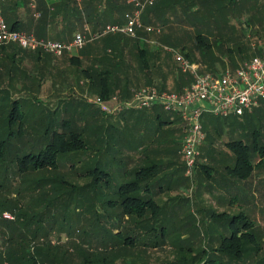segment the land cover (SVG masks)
<instances>
[{"label": "rangeland", "instance_id": "rangeland-1", "mask_svg": "<svg viewBox=\"0 0 264 264\" xmlns=\"http://www.w3.org/2000/svg\"><path fill=\"white\" fill-rule=\"evenodd\" d=\"M260 4L261 1L258 2V0H237L235 4L220 11L219 9L204 11L206 19H203V22L207 21L205 24L195 20L198 19L196 16L200 14L196 13L195 17H190L191 21L183 24L186 27L185 31H171L175 38L174 41L159 42L152 37L154 40L153 49L161 57L167 54L163 47L179 51L181 47H184V51L190 53L189 62L196 63L199 58H203V62L208 65V70L204 71L220 73L224 69L237 68L242 65V62L262 54L257 53V48L264 47V5ZM198 34L207 37L209 49L197 44ZM100 39L95 40L86 48L89 52L84 55L85 57L76 58L79 64L70 61V55L59 59L53 56L44 58V61L49 63V68L53 69L51 72L49 71V74L54 76L53 80L56 83L54 86L51 80L42 89L36 88V85L30 87L28 84L17 87L16 80H12L13 83L10 86L6 83L4 76L6 73L2 69L11 68L16 63H11L8 66L5 63L3 64L4 68L0 67V140L6 139L7 141L5 153L0 159V216L3 214L10 216V219H0V234H5L3 237L0 235V262L2 261L1 254L5 253L8 246L6 238L8 239V236L11 235L15 236L19 231H22L25 236L36 233L38 237H46L53 246L69 249L72 248V243L83 246L88 250L86 256H92L93 259L106 257L107 263L105 264H200V261L207 259H215L216 264H264V165L254 169L251 176L244 181L231 176L234 180L233 184H229V186L235 185L233 188L230 187V190L234 194L238 193L239 197L234 200L233 204L228 200L218 206V209L214 208L213 200L208 199L206 195H203L202 199H198L194 195L196 185L189 184L187 205L173 212V215L166 213L163 216L161 214V220L165 222L162 225L164 227L163 237L160 235L159 227L155 231L150 229L148 231L136 223L139 221L138 219L124 216H120L119 219L117 215L121 209L112 211L102 209L101 211V203L97 197L95 198L92 191H89L80 200L81 202L77 201V194L70 196L64 192L62 184L56 179L58 174L63 175L77 187H81L87 184L89 179L91 180L90 177H77L81 172L75 175L68 168L69 164L66 163L68 159L65 160V157L58 158L59 171L43 169L33 171L31 163L28 164L27 171H19L18 159H22L28 154L35 155L46 145V140L41 139L46 126H50V130L62 132V129H65L64 121L68 122V127L65 124L66 128L82 131L88 141V153L95 161L96 158L102 156L100 152L103 149L101 145L93 144V142L100 138L106 139V135L103 133L104 125L107 123L113 125L111 127L113 129H122L116 122H123L124 125L128 122L129 118L125 117L128 112L121 111L116 112L117 115L105 116L106 120H103L101 115L103 112L98 110L97 97L87 86L85 78L82 77L81 70L91 67L93 60L103 55V51L99 49L101 45L98 44ZM129 40L130 38H126L125 41H122L121 54L118 53V61L122 68L118 74V84L121 88L127 86L132 95L129 96V100H123L116 94L111 98H114L117 103L110 100L103 103L100 108H115L118 103L125 101L131 104L134 94L141 89L139 87L145 85L149 77L150 79L161 77L158 73L159 69L155 70L152 65H150L152 69L150 68L149 71L139 70V62L134 55L136 50L131 47L129 44L131 40ZM253 44L254 47H252ZM216 47L220 48L219 51ZM226 48H230L231 53L227 54L224 51ZM238 48H240V52H238ZM10 50V47L0 50V54ZM79 53H76L77 57L80 55ZM98 67L100 70L101 65ZM125 67L127 68L126 72L123 70ZM7 82L9 83V80ZM18 88L26 95H21L22 92L20 93ZM12 95L15 96L14 98H19L21 95L22 98L27 99L16 101L19 111L24 114L22 130L17 137H15V134L18 133L17 122L13 126H4L9 109L14 102L11 100ZM249 113L251 114L248 117L237 118L236 122L239 123H214L213 127L206 128V141L203 147L199 148L197 160L206 166V170L212 174L209 179L221 180L218 174L226 176V172L234 166L232 158L227 156L233 154L225 147L224 140L231 142L234 137H237L236 139L247 141V144H250L255 138L259 145H264V107L252 109ZM107 118H112L115 123L112 124V120L107 121ZM159 124L160 121L156 114L150 113L141 126L153 127V130L159 128L161 129L160 136H164L166 124L161 123L160 126ZM253 131L257 134L254 138L251 135ZM13 132L14 135H9ZM109 144H116L115 147L118 149V152L116 154L112 152V155L121 156L120 141H113ZM96 148L98 151L92 150ZM109 152L111 153V151ZM112 155L109 156L110 160H112ZM171 158L168 157L160 162H173ZM86 159L88 158L86 157ZM106 159V163L109 164L108 156ZM251 159L252 164L258 160L256 155H253ZM176 161L180 163L183 159L181 156L176 157ZM113 162L115 163L111 164L109 168L114 171L116 163L119 161L113 159ZM194 178L202 179L205 194L213 190L211 185L208 187V178L199 166L195 170ZM51 179L56 180L51 181ZM211 182L213 184V181ZM111 187L113 186L111 185ZM101 190H103L102 187L99 192H102ZM100 198L99 195V200ZM166 201H171L169 204H178L179 199H160L158 202L160 206H163ZM91 206L93 209H90L92 211L89 212L88 208ZM222 212L228 214L227 218L238 217L240 214L245 216V219H237L235 228L240 231L237 235L239 240H236L230 249H227L226 245L221 249L219 242L215 243L218 241L217 237L225 238L233 232L229 228L222 231L221 227L224 225L221 223L224 222L222 218H211L214 213ZM97 214L101 218L99 220L101 225L96 223L92 226V232L89 226ZM24 220L26 224L23 223ZM204 222L209 225H204ZM214 223H216L215 226L212 225ZM227 223H229L228 219ZM245 224L248 225L244 228ZM108 230L120 234L118 241L114 242V246L103 245L104 235H111ZM143 231L145 234H142ZM243 231L247 233H243ZM137 232H141V234L136 235ZM126 238H129L128 242L125 241ZM154 243L157 247H153ZM36 246L31 244V250H34Z\"/></svg>", "mask_w": 264, "mask_h": 264}, {"label": "trees", "instance_id": "trees-1", "mask_svg": "<svg viewBox=\"0 0 264 264\" xmlns=\"http://www.w3.org/2000/svg\"><path fill=\"white\" fill-rule=\"evenodd\" d=\"M236 1L237 0H203V19H206L204 11L207 12V11H211L212 9H215V10L219 9L220 11L226 7L228 8L229 6L235 4ZM160 4H162V1H159L154 6L147 8L146 11L149 10L147 12L148 14H151L153 12V9L154 8L156 9V7H158V5ZM131 9L132 7L130 9L128 8V12ZM190 9L191 8L189 7L188 11ZM197 11L199 10L197 9ZM196 13H192L190 15H194ZM4 18L6 21L5 16ZM144 21H145V18L143 17L142 22ZM206 22L207 21L205 20L203 24H205ZM6 23L11 29L19 31L14 23H10L9 21H6ZM138 36H139L138 39H130L132 42L129 40L130 41L129 44L134 50H136L134 55L136 56V59L139 62L138 63L139 70H147L149 68V60H148L149 51H148L147 45L145 44L143 40L144 39L143 37H146V36L144 35V33H138ZM119 37L120 36L118 35L117 36L113 35V36H105L101 38L102 40L100 39L98 44L101 45L99 49L103 51V55H101L99 58L94 59L91 67L81 70L82 77L85 78V82L87 83V86L90 88L91 91H93L97 99H99L100 102L102 103V104L99 103V105L97 106L99 107L98 110H100V112H103L101 113L103 120H106L105 116L108 117V116L117 115L116 112H120V111L129 112V111H138V110H144V109H150V108H156V109L158 108L159 110H162L163 112H165L160 106H151L150 108H144V109L137 108V107L127 108L125 106H122L126 103V101L124 103L121 102L120 105L119 106L117 105L115 108L114 107L113 108L111 107L100 108L101 105H103V103H107L108 101L113 100L111 97L115 96L116 94L119 98L123 100H129V98L131 97L130 95H132L129 92V88L127 86H124L121 88L118 84L119 83L118 74L120 73L119 71H121L122 69L118 61L119 59L118 53L121 54L120 46L122 45V41H125L126 39L125 36L124 37L121 36L120 38ZM207 43H208L207 37L202 36L200 34L197 35V44L199 46L201 47L206 46L207 49H209V47L207 46ZM90 45L91 43L87 44L86 47L80 51L84 55L88 54L89 50H86V48ZM8 47L16 48V46H6V47H0V50H5ZM216 48L218 49L216 50L219 51L220 48L219 47H216ZM180 51L184 52L183 49ZM224 51L227 54H229L231 53L232 50L230 48H226ZM184 55L186 58H189L188 54L184 53ZM69 60L72 62L74 61L77 64H79L77 59L76 58L74 59V57H71ZM98 65H101L100 70L98 69L99 68ZM123 70H125L126 72L127 68L125 67ZM201 72H210V71L203 70ZM179 73L183 75H188L180 71ZM191 82H192V77L188 81L187 85H190ZM147 84H152V83L147 82ZM157 89L161 91L168 90V91H173L177 93L182 91L180 89L171 90L170 88L163 86V85L161 86V88H157ZM247 114L248 113H245L243 116H238V118L248 117ZM23 116L24 114L23 112L19 111L16 101L12 102V105L7 114V120L4 126L5 127L13 126L17 122L18 123L17 124L18 133L15 134V137H17L20 134V130H22V123L24 121ZM206 117L222 118V117H215L213 115L206 114L201 117V123H202V120ZM111 120L112 118H107V121H111ZM159 121H160L159 126L161 125V123L162 124L165 123L163 118L159 119ZM63 123H64L63 127L65 129H62V132H56L54 130H50L51 128L50 126L45 127V129L43 130L44 134L41 139H43V141L46 140V145L42 147V149L37 154L35 155L28 154L24 156L22 159H18L19 164H20L18 168L19 171L21 172L27 171L29 163H31V167L33 171H38L42 169L59 171L58 163H57L58 158L65 157V160L68 159V161L66 162L67 164H69L68 168L72 170V172H74L75 175L81 172L77 177H82V178L90 177L91 180L89 179V182L87 184L81 187H77L76 185L71 184L69 180L65 179L63 175L58 174L56 179H58V181H60V183L62 184V187L65 190L64 192H67L70 196L77 194L78 195L77 201L81 202L80 200L83 199L85 195L89 193V191H92L95 194V198L97 197L98 201L101 203V206H100L101 211L102 209H104V211H107L108 209H110L109 211H112L114 209L115 210L121 209V211L117 215L118 218L120 216H124L128 218L130 217L133 219H138L139 221L136 223L139 226L146 228V230L148 231L150 228H151L150 229L151 231H155L159 227L160 235L161 237H163L164 227L162 225L164 224L160 223L159 225H156L154 224V221H152V223H148L150 220H153L156 217L160 216L159 215L160 207L157 205V203L155 202L153 198L147 197V194H146V190H147L146 184L147 183L145 182L149 179V177H151L149 176L147 168L145 169L134 168L133 170H127V168L121 165V161H122L121 156L112 155V152H115L116 154L118 152V149H116L115 147L116 144H109V143H112L113 141L119 142L120 135L125 130V127L122 126V129L120 128L113 129L111 128L113 127V125L111 124L106 123L104 125L103 133L104 135H106V139L100 138L99 140L96 139L93 142V144L102 146L103 150L102 152H100V155L102 156L100 158H96V160L93 161V159H91V156L88 153V141L86 139L85 134L82 131L78 132L73 128H66L65 126L67 125L68 127V122L63 121ZM111 123L114 124L115 122L112 120ZM116 123L120 124L121 126L120 122H116ZM207 127L209 126L203 123L202 128L204 132H206ZM184 130H185V125L182 122L181 141L184 137V132H185ZM212 130L214 129L212 128ZM12 134L14 135V132L10 133L9 135H12ZM251 135L254 138V136H256L257 134L255 131H253ZM205 138H206V133H205ZM236 138L237 137H234L233 140H231V142H228V141L225 142V145L231 150L234 156V166L231 168V170L229 169L230 171L229 173L232 174L234 178H237L240 181H244L251 176L254 169H256L257 167L261 165H264V145L262 146L259 145L256 142L255 138L250 144H247V141L243 142V140L236 139ZM181 141H180V144H181ZM6 146H7L6 139L5 140L1 139L0 140V159L3 158V155L6 150L5 149ZM92 150L98 151L97 148L92 149ZM109 151H111V153ZM110 155H112L111 157L112 160L109 159ZM253 155L254 156L256 155V157L258 158L255 164H252V161H251L252 160L251 157ZM107 156H108L109 164L106 163ZM86 157L88 159H86ZM113 159H116L117 161H119L116 163L117 166L114 171L109 168L111 164L115 163L113 162ZM198 163H199L198 160H196L194 173L191 177H187L185 175V167L183 163L184 177L188 180L191 186L196 185V187H197L198 180H196L194 176H195V170L198 166L202 169V171L204 170V174L206 175L208 179L212 177V174L208 172V170H206V166H204L201 163L199 164ZM56 179H51V181H55ZM111 185L113 187H111ZM101 187L103 190H101L102 192H99ZM46 188L48 189V185L46 186ZM99 195L101 197L100 200H99ZM111 195H114V196H111ZM188 195H189V188L186 191L187 198H188ZM90 209H93V207L91 206L88 208L89 212L92 211ZM95 211L96 213H98L97 210ZM98 215L99 214L96 215V218L94 219L92 224L89 226L90 230H92V226L96 225V223H99V220L101 218H99ZM213 217L222 218V220L224 221L226 220V222L228 219L229 223H227L226 226L227 228L231 229L233 232L231 233L230 236H227L221 239L219 243V247H221L222 249V247L226 245L225 247L227 249H230L231 245L236 243V240H239V238H237V235L240 231L239 229L235 228V225L237 224V219L238 218L245 219V216L243 214H240L238 217L227 218L228 214H226L225 212H222L219 214L214 213L213 216H211V218ZM23 223L26 224V221L24 220ZM246 225L248 224H245L244 228L246 227ZM37 230H40V229H37ZM108 231L111 232V235H104V237L102 238L103 245L107 246L109 244V246L111 245L114 246L115 243L118 241L120 234L112 233V231L110 230ZM144 232L145 231H143L142 234H145ZM243 233H247V232L243 231ZM135 234L139 235L141 234V232H137ZM0 235L1 237H3L5 234L2 233ZM6 241H7L8 246L6 247L5 253L1 254L2 261L0 262V264H98L99 262H100L99 264L107 263L106 257L101 256L102 258L98 259L97 257H95L93 259L92 256L91 257L86 256L88 250L84 248L83 246L74 245V243H72L71 249L61 247V246H53L51 245V242L47 240L46 237H42V238L38 237L36 233L32 234L31 236H25L22 231H19L15 236L13 235L8 236V239L6 238ZM125 241L128 242L129 238H126ZM31 244L37 245L34 250H31L32 248ZM153 247H157L155 246V243L153 244ZM81 257H82V260H81ZM216 262L217 261L215 259H207L204 261H200L199 263L200 264H216Z\"/></svg>", "mask_w": 264, "mask_h": 264}, {"label": "crops", "instance_id": "crops-1", "mask_svg": "<svg viewBox=\"0 0 264 264\" xmlns=\"http://www.w3.org/2000/svg\"><path fill=\"white\" fill-rule=\"evenodd\" d=\"M160 1H162V4L158 5L156 9L154 8L151 14H148L147 11L149 10H145L142 15V19L143 17L145 18L144 22L146 23L143 22L144 25L159 28L161 30V34L145 33L143 31H139L138 33H144L146 36L143 37V40L149 51L148 69H159L158 73H160L162 78L160 77L161 79H158L155 77L157 79H150L149 77L146 81L152 84H147L146 82L145 85L142 84L143 86L139 88L145 86H156L157 88H161L163 85L171 90H183L189 86L187 83L191 77L179 73L177 64L174 61L172 54L166 52L167 54L162 55V58L157 55L153 49V38L157 39L155 41L159 42L163 40L166 42L174 41L175 38L172 36L171 31H185L186 27L183 26V24L187 23V21H191L190 17H195L196 15H190L192 13H200L196 16L198 19L195 20L203 23V0ZM259 1H261L260 5H264V1L258 0V2ZM0 4L2 7V14L6 17V21L14 23L19 31L33 34L39 39L64 43L69 42L75 34L85 32V29H87V32L85 33L90 34L97 32L107 24H123V14L128 12V8L132 7L128 3V0H0ZM189 7L191 9L188 11ZM197 9L200 11H197ZM118 36L121 37L122 35ZM148 37L149 39H147ZM254 46L255 45L253 44L252 47ZM10 49L11 50L9 52L0 54V67L4 68L3 64L5 63L7 66L11 63H16V65H13L11 68L8 67L2 69L6 73L4 76L7 84H10L11 86L13 83L12 80H16L15 84L17 87L28 84L30 87H34L36 85V88L38 87L42 89V87L48 85V81L51 80L53 81L52 85H56L53 80V74H49V71L51 72L53 69L52 67L49 68V63L47 61H44V58L50 55L28 52L17 47H10ZM182 49L184 51L185 48L181 47L180 50ZM80 50H83V48ZM80 50L74 51L70 54V57L81 59L84 54ZM240 51V48H238V52ZM257 51V53L264 54V47L257 48ZM78 52H80L79 54L81 56L79 55L77 57L76 53ZM184 53L190 55L188 51H184ZM193 64L197 65L200 71L208 70V65L203 62V58H199L198 62ZM150 65H152V68ZM148 69L143 71H149ZM8 80L9 83L7 82ZM164 91L173 92L168 90ZM19 92L21 93L22 91ZM23 93L24 91L21 95L25 96L26 94ZM21 95L19 98H14L15 96L13 97L12 95L11 100L17 101L24 99L25 97L22 98ZM27 96L30 95L27 94ZM263 107L264 102H261L257 108L262 109ZM133 113L134 115H132ZM150 113H155L158 120L161 118L164 119V124H166L164 136H160V129L157 131V129L153 130V127L147 128L141 126L146 119V116ZM250 114L251 113H248L247 115L250 116ZM125 117L129 118V120L125 125L123 122L121 123V127H125V130L120 135L121 165L127 168V170H133L134 168H147L149 176L151 177H149V179L145 182L147 183L146 194L147 197L153 198L160 207V219L157 217L149 222L152 223L151 221H154V224L156 225H159L160 223L165 224V222L161 220V214H163V216H165L166 213L168 215H173V212L184 208L188 203V198L185 195L189 187V182L183 175V161H180V163L176 161V157H180L179 149L182 137V122L176 115L165 113L158 108L129 111ZM237 118V116H230L227 118L206 117L202 120V125L204 123L211 128L214 123L236 124L239 123L236 122ZM205 141L206 139L203 144ZM225 142L226 141L224 140V144ZM124 143H126V147ZM203 144L201 145V148L203 147ZM225 147L227 146L225 145ZM133 156H135V158H133ZM227 156L232 158L234 164V156ZM168 157H172L171 159L173 162H160V160L162 161L163 159H168ZM224 170L226 172V169ZM229 172V170L226 172V176L219 173V179L221 180L207 179L208 187L211 185L213 190L207 192L206 194L203 192L202 179L198 178L199 180L194 195L198 199H202L203 195H206L208 199L213 200L212 203L215 209H218V206L228 200L231 204H233L234 200L239 197V194H234L232 190H230V187L233 188L235 184L229 186V184H233L234 180L231 177L232 174ZM211 181H213V184ZM160 199H179V202L178 204H169L171 201H166V204L160 206L158 202ZM221 223L224 224L221 227L222 231L227 230L226 220ZM203 224L209 225L207 222H204ZM212 225L215 226L216 223ZM217 239L218 241L215 243H220L222 238L217 237Z\"/></svg>", "mask_w": 264, "mask_h": 264}, {"label": "built area", "instance_id": "built-area-1", "mask_svg": "<svg viewBox=\"0 0 264 264\" xmlns=\"http://www.w3.org/2000/svg\"><path fill=\"white\" fill-rule=\"evenodd\" d=\"M159 1L128 0L132 9L124 14L123 24H107L90 34L85 33V29V32L75 34L67 43L43 40L33 34L11 29L4 19L0 4V47L16 46L28 52L61 58L105 36L138 38L139 31L159 34V28L142 22L144 11ZM163 50L172 54L180 72L192 77L191 84L178 93L161 91L154 86L144 87L136 91L131 104L124 105L130 108L160 106L166 113L180 117L185 132L179 154L183 159L185 175L191 177L199 148L205 140L201 117L206 114L222 118L243 116L264 101V54L252 57L235 69L215 73L201 72L197 65L189 62L184 52L170 47H163ZM96 100L102 104L99 99ZM1 218L10 219V216L3 214Z\"/></svg>", "mask_w": 264, "mask_h": 264}]
</instances>
